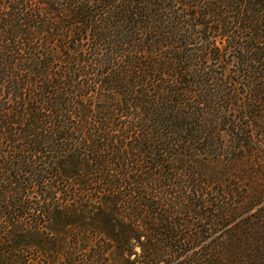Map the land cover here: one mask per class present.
Returning <instances> with one entry per match:
<instances>
[{
    "label": "trees",
    "instance_id": "obj_1",
    "mask_svg": "<svg viewBox=\"0 0 264 264\" xmlns=\"http://www.w3.org/2000/svg\"><path fill=\"white\" fill-rule=\"evenodd\" d=\"M0 264H264V0H0Z\"/></svg>",
    "mask_w": 264,
    "mask_h": 264
}]
</instances>
